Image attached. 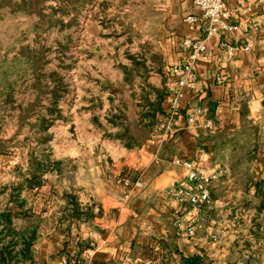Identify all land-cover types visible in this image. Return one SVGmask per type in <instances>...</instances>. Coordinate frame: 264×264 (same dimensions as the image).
Here are the masks:
<instances>
[{
    "label": "crops",
    "instance_id": "obj_1",
    "mask_svg": "<svg viewBox=\"0 0 264 264\" xmlns=\"http://www.w3.org/2000/svg\"><path fill=\"white\" fill-rule=\"evenodd\" d=\"M79 2L93 39L83 55L84 85L73 104L76 140L59 150L77 161L62 183L71 196L57 204L50 196L46 215L61 222L36 231L23 264H53L61 257L70 264H264V0H225L234 29L207 40L205 55L194 65L196 85L181 91L170 126L177 90L170 68L187 59L185 38H205L200 25L185 20L199 14L193 0H125V11L133 16L124 21L116 15L118 0ZM124 27L142 28L143 36L141 45L131 39L134 51L122 56L117 29ZM247 43L248 51L228 57V47ZM56 89L48 92V115L53 127L62 126L69 135L70 121L57 108H69L71 98L59 105ZM196 107L198 121L208 119L215 127L189 123ZM119 112L124 119L116 118ZM224 155L234 156L238 166ZM177 158L226 172L211 191L210 218L191 238L171 226L175 217L189 216L191 207L173 211L164 196L184 176ZM122 170L131 180L144 176L142 187L133 191L117 181ZM136 171L140 177L132 175ZM47 184L56 187L55 181ZM45 187L50 194V185ZM229 187L232 192L224 195Z\"/></svg>",
    "mask_w": 264,
    "mask_h": 264
},
{
    "label": "rangeland",
    "instance_id": "obj_2",
    "mask_svg": "<svg viewBox=\"0 0 264 264\" xmlns=\"http://www.w3.org/2000/svg\"><path fill=\"white\" fill-rule=\"evenodd\" d=\"M78 2L0 0V214L11 220V223L0 220L2 231H50L55 222H61L60 217L57 221L47 217L46 209L52 208V196L57 204V199L62 200V196L68 195L62 187L63 179H68V170L77 164L76 160L63 158L59 150L61 144L76 140L71 120L78 108H73V104L84 85L83 55L89 48L88 41L93 39L84 25V14L78 10ZM125 3V0H118L116 15L120 21L126 20L128 14L133 16L132 11H125ZM106 14L108 12L103 13V20ZM103 30L105 35L110 32L109 28ZM115 31L112 29V33ZM117 31L122 56L134 51L130 47L131 39L141 45L138 40L142 39V28L124 27ZM68 64L74 68L65 71ZM54 87H57L59 105L64 99L71 98L69 108H57L58 115H66L70 121L72 131L69 135L64 134L66 129L62 126L60 129L53 127L55 123L48 115L52 108L46 105L48 92ZM100 117L107 118L105 114ZM116 118L120 120L125 116L120 113ZM245 149L248 151L249 147L245 146ZM234 158L226 157L230 165L237 167ZM122 171L117 181L128 178L124 176L127 171ZM235 172L244 175L238 170ZM138 174L141 173H132L140 177ZM138 179L143 180L144 176ZM49 181H55L56 187L47 184ZM47 185L52 190L50 194H47ZM225 189L224 195H228L233 187ZM25 258L16 264H23Z\"/></svg>",
    "mask_w": 264,
    "mask_h": 264
},
{
    "label": "built area",
    "instance_id": "obj_3",
    "mask_svg": "<svg viewBox=\"0 0 264 264\" xmlns=\"http://www.w3.org/2000/svg\"><path fill=\"white\" fill-rule=\"evenodd\" d=\"M193 2L198 8L199 14L189 15L185 20L192 25H200L205 33V38H185L182 43L188 51V57L183 63L173 64L170 68L171 75L175 77L177 82V90L174 91V97L171 101L169 126L172 124L174 115L178 113L177 103L181 91L185 88L193 89L196 85L194 65L199 58L205 55L207 40L222 32L234 29V26L228 22L230 13L225 6V0H193ZM250 48L251 45L247 43L240 47H228L226 52L231 58L237 50L248 51ZM221 81V78L217 76L216 82L221 83ZM200 116L201 110L197 107L194 108L188 116L189 123L203 129L215 127L208 119H202L199 122ZM174 163L182 167L184 176L164 191L165 201L166 205L174 211L184 209L186 206L191 207L192 213L189 216H177L171 223L178 235L191 238L203 227V222L210 218L214 205L211 191L214 185L225 177L226 172L220 167L201 169L195 161L190 159L177 158ZM120 182L125 187L135 189L141 188L143 185L141 179L131 180L129 177H123ZM53 264L70 263L66 257H61ZM143 264H152V260H146Z\"/></svg>",
    "mask_w": 264,
    "mask_h": 264
},
{
    "label": "trees",
    "instance_id": "obj_4",
    "mask_svg": "<svg viewBox=\"0 0 264 264\" xmlns=\"http://www.w3.org/2000/svg\"><path fill=\"white\" fill-rule=\"evenodd\" d=\"M2 219L5 222L11 223L7 215L0 214V220ZM34 233V231L0 230V264H16L18 261L27 257Z\"/></svg>",
    "mask_w": 264,
    "mask_h": 264
}]
</instances>
